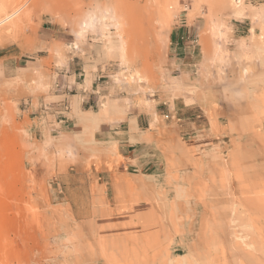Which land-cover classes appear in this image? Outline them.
<instances>
[{"label": "rangeland", "instance_id": "rangeland-1", "mask_svg": "<svg viewBox=\"0 0 264 264\" xmlns=\"http://www.w3.org/2000/svg\"><path fill=\"white\" fill-rule=\"evenodd\" d=\"M0 264H264V0H0Z\"/></svg>", "mask_w": 264, "mask_h": 264}, {"label": "crops", "instance_id": "crops-1", "mask_svg": "<svg viewBox=\"0 0 264 264\" xmlns=\"http://www.w3.org/2000/svg\"><path fill=\"white\" fill-rule=\"evenodd\" d=\"M191 32L190 26H187V24H181V26L179 27V37L181 38H187L189 36ZM182 50L181 51H186L187 48H180ZM64 70H69V74H64L63 75V80H62V85L60 88H58V92L57 94H55V100L59 101V104L56 106V110L58 111L59 114H62V116L64 115L65 117H70V101H69V89L72 87L71 82L72 80L70 79L71 77V72H73V63L68 61L67 63V69L64 68ZM71 70V71H70ZM74 74V73H73ZM91 88H93V85H91ZM90 89L87 88V91H89ZM91 92L93 93V90H91ZM90 95L86 93V95H83L84 99H86L85 97H89ZM83 100L80 101V105L82 103ZM81 108V107H80ZM63 123L67 122V120L65 121H60ZM68 126V125H67ZM117 132V131H115ZM127 132V131H126ZM110 138V140L116 138V150L119 153V156L122 158V164H125L127 166H131V165H135L137 162L141 161V152L143 151L144 145H142L143 141L141 140H137L135 142H130V136L129 134H127V136H118V137H114V136H108ZM142 149V150H141Z\"/></svg>", "mask_w": 264, "mask_h": 264}, {"label": "bare ground", "instance_id": "bare-ground-1", "mask_svg": "<svg viewBox=\"0 0 264 264\" xmlns=\"http://www.w3.org/2000/svg\"><path fill=\"white\" fill-rule=\"evenodd\" d=\"M240 10V9H239ZM241 11V10H240ZM240 11H237V14H239L240 15Z\"/></svg>", "mask_w": 264, "mask_h": 264}]
</instances>
